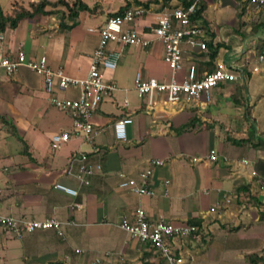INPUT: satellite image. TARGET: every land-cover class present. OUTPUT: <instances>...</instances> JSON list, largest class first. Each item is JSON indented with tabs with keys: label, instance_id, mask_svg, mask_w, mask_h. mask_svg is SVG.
I'll return each mask as SVG.
<instances>
[{
	"label": "crops",
	"instance_id": "0c3cea01",
	"mask_svg": "<svg viewBox=\"0 0 264 264\" xmlns=\"http://www.w3.org/2000/svg\"><path fill=\"white\" fill-rule=\"evenodd\" d=\"M132 1L135 0H120L103 19L93 10L80 11L76 23L69 28H61V16L55 18L59 13L47 18L37 14L21 20L16 27H7L0 47L9 55L20 48L28 58L45 55L52 69L61 67L71 77H85L98 42L95 29L109 12L131 5ZM199 2L204 9L195 19L207 27L210 44L222 46L208 67L201 65V61L207 60L202 54L212 46L206 51L195 47L185 52L176 79L182 80L191 62L197 65L199 75L201 68L213 69L216 63L223 62L244 72L243 83L219 84L213 88L210 101L180 99L174 105H164L157 97L153 103H147L136 91L135 75L139 72L143 78L167 82L171 79V70L163 59L164 45H111L121 51L117 67L129 73L127 77L124 71L117 73V67L105 72V78L113 81L117 90L103 99L93 114L94 125L103 131L92 143L75 137L59 149H51L52 134L72 130L70 118L57 114L60 110L50 103L40 76L25 67L8 76L0 67V108L9 106V114L16 119L7 120L3 113L0 116L15 126L22 141L12 136L23 143L16 149L0 147V212L19 218L54 217L63 222V236L46 229L18 237L0 227V264H159L155 249L119 226L120 219L131 217L137 207L149 217L200 227L197 233L181 240L186 264H249L245 255L262 249L264 8L256 9L248 0ZM179 4L180 0H151L134 27L144 28L158 13L170 12ZM255 66L257 70H253ZM129 70H135L134 74ZM59 95L74 97L77 92L67 90ZM17 96L30 99L39 111L28 114L14 106ZM45 102L48 104L44 105ZM125 116L133 122L127 126L126 140L119 142L113 135L112 124ZM250 122L255 126L256 139L250 133ZM31 128L25 142V135L20 133ZM42 135L48 140L46 153L39 149ZM211 150L219 156L216 161L207 158ZM80 153L87 155L89 163L101 166L90 177L89 185L78 184L64 173L70 164L73 170L77 169L79 161L74 157ZM194 157L198 160L193 161ZM153 158L164 160L154 168L149 180L153 196L118 187L119 172L136 177ZM243 158L248 160L247 164L241 162ZM56 182L76 188L78 194L71 196L55 189Z\"/></svg>",
	"mask_w": 264,
	"mask_h": 264
},
{
	"label": "built area",
	"instance_id": "2783aa9c",
	"mask_svg": "<svg viewBox=\"0 0 264 264\" xmlns=\"http://www.w3.org/2000/svg\"><path fill=\"white\" fill-rule=\"evenodd\" d=\"M198 1L189 5L179 4L170 12L158 13L154 21L144 28L134 27L136 20L146 13V8L140 4L126 6L121 13L108 15L104 22L95 30L98 42L91 53L87 74L82 78H75L65 74L61 67L52 69L47 57L28 58L23 49H18L14 55L4 54L0 47V67L8 76L20 67H25L42 78L43 88L49 94L50 103L64 112L71 120L72 130H62L51 135V149H59L71 138L81 137L92 143L103 130L97 128L92 117L101 101L111 96L117 86L113 81L105 78L106 71L114 70L121 57V51L111 45L135 46L148 48L155 42L164 45L163 59L171 70V79L159 81L154 77L143 78L138 72L135 75V88L138 95L147 103H153L161 97L164 105H174L180 99L192 102L210 101L213 88L226 82H242L244 72L238 71L232 65L223 62L216 63L212 70H203L198 74L197 65L191 62L183 73L182 80L176 79V73L183 67V56L187 51L198 47L200 51L208 49L209 31L207 27L194 19L198 8ZM254 8H264V0H248ZM4 39L0 32V42ZM259 59H263L260 55ZM258 67H253L257 70ZM75 90L76 96H61L59 93ZM124 104L127 100L124 99ZM133 122L130 116L116 119L112 124V132L117 141H124L127 137V126ZM79 161L76 170L70 164L64 173L72 176L78 184L89 185L90 177L101 169L100 164H91L85 153L74 157ZM210 161H216L219 156L214 150L207 154ZM197 161V158H192ZM243 164L248 160L243 158ZM164 163V160L153 158L149 166L142 169L138 175L130 176L124 172L118 173V187L138 195L153 196L154 190L149 185L154 168ZM252 174H255L253 171ZM169 180H165L168 183ZM53 187L71 196H76L78 190L62 182L54 183ZM79 206L78 204H75ZM214 210V207L210 209ZM70 223V222H67ZM63 222L54 217L19 218L0 212V227L10 230L16 236L36 230L52 229L63 236ZM121 229L140 242L147 243L159 255V264H186L181 253L184 238L197 233L200 227L195 223L174 224L163 218L149 217L145 210L137 207L131 217L120 219ZM179 241V243L177 242ZM78 251V249H76Z\"/></svg>",
	"mask_w": 264,
	"mask_h": 264
},
{
	"label": "trees",
	"instance_id": "16d2710c",
	"mask_svg": "<svg viewBox=\"0 0 264 264\" xmlns=\"http://www.w3.org/2000/svg\"><path fill=\"white\" fill-rule=\"evenodd\" d=\"M165 3L169 2L170 0H163ZM184 6L189 5L194 0H180ZM137 4L143 5L145 7H148L151 0L141 1V0H135ZM199 6L197 8V11L195 15L193 16L194 19L197 17H200L204 5L202 3H198ZM48 5L52 6H62L65 8L61 12V22L59 25L61 28H69L73 26L76 23V18L78 16V13L80 11H92L93 7H90L87 3L83 2L82 0H74L72 3H69L67 0H54L53 2L49 0H29L28 2H24L23 0H14L12 2L10 11L5 12L0 4V32H3L7 27H16V25L24 19H31L37 14H50L52 12H57L55 9H47ZM129 4H125L123 8H119L117 11L113 13H109L110 15L121 13L122 10ZM210 39L208 40V48L212 46L210 44ZM222 46V44L216 43L210 51L202 54V58L207 57V60L201 61V65L208 67V65L212 64V61L216 57V54L218 52V49ZM202 71L204 68H201ZM209 70H212L210 68ZM201 71V70H200ZM248 110V108H246ZM0 120L4 123L5 119L3 116H0ZM5 124H8L13 129V134L22 141V138L17 134L15 126L11 123L5 122ZM248 139H245V141ZM250 141V139L248 140ZM255 146V145H254ZM198 223V222H197ZM246 258L249 262V264H262L264 263V245L262 249L258 252H250L247 253ZM48 264H64L60 262H51Z\"/></svg>",
	"mask_w": 264,
	"mask_h": 264
},
{
	"label": "rangeland",
	"instance_id": "374dc122",
	"mask_svg": "<svg viewBox=\"0 0 264 264\" xmlns=\"http://www.w3.org/2000/svg\"><path fill=\"white\" fill-rule=\"evenodd\" d=\"M14 0H0V4H1V7L2 9L5 11V12H8L10 11V8H11V3L13 2ZM24 2H28L29 0H23ZM51 2H53L54 0H49ZM74 0H69V3H72ZM83 2L87 3L90 7H93V14H96L98 18L100 19H103V17L105 16V14L107 13V10L108 11H112L114 10L117 5L120 4V0H82ZM131 3L133 4H137L135 1H132ZM47 9H55V11L57 12H52L50 14H39V17H42V18H47L49 17L50 15L53 16L54 14L56 13H59L57 14V17L55 16L56 19L60 18L61 16V12L63 10H65L64 7L58 5V6H52V5H48L47 6ZM103 9V10H102ZM83 12V11H81ZM88 13V11H84V13ZM101 12H103V14H100ZM110 13V12H109ZM108 13V14H109ZM195 49V48H194ZM117 73L121 72V71H124L126 72V69H123V70H119V66L117 67ZM131 71V73L134 74V71L135 70H129ZM129 72H126V77L128 75ZM9 81V79H6ZM14 84H18V83H15V82H12ZM235 83V82H234ZM19 85V84H18ZM118 92V91H117ZM119 95V92L117 93ZM7 99V98H5ZM19 100H21L22 102L19 103ZM14 106L16 105L17 107L19 108H23L26 113L28 114H34L36 113L37 111H39L38 107L34 105H32V102H30V99H28L27 97L25 96H17L15 99H14ZM48 103L45 102L44 105H47ZM22 105V106H21ZM57 111V110H55ZM33 112V113H32ZM58 113L57 114H61L60 116H64V119L65 118H69L67 115H64L63 113H61L60 111H57ZM0 113H3L2 115L7 118V120H15L16 117H11V114L10 113V110H9V106L6 107L5 106H2L0 108ZM33 118L35 117V115L32 116ZM29 120L32 121L31 118H29ZM249 124L252 125V129L250 130V133L251 135H253L252 138H254L255 136V126L250 122ZM33 130V128H31L29 131H27L26 133L22 132L20 134H23L24 136V141L29 139L30 135H31V131ZM13 134V129L10 125L8 124H4L1 120H0V147H4V145H7V147L9 149H16L17 147H22L23 143L20 142L18 139H16ZM237 137H240L238 135H236ZM256 139V138H254ZM41 140H42V143L40 144V150L44 153H46V151H48V140L46 139V136H43L41 137ZM26 142V141H25ZM36 147V146H35ZM35 149V148H34ZM34 151V150H33ZM261 181H264V171H262V178H261ZM19 242V240H18Z\"/></svg>",
	"mask_w": 264,
	"mask_h": 264
}]
</instances>
